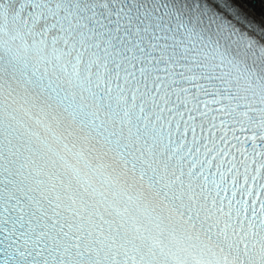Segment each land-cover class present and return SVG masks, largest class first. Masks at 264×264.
I'll return each mask as SVG.
<instances>
[{"label": "snow or ice", "instance_id": "obj_1", "mask_svg": "<svg viewBox=\"0 0 264 264\" xmlns=\"http://www.w3.org/2000/svg\"><path fill=\"white\" fill-rule=\"evenodd\" d=\"M0 264H264V17L0 0Z\"/></svg>", "mask_w": 264, "mask_h": 264}, {"label": "bare ground", "instance_id": "obj_2", "mask_svg": "<svg viewBox=\"0 0 264 264\" xmlns=\"http://www.w3.org/2000/svg\"><path fill=\"white\" fill-rule=\"evenodd\" d=\"M250 1V0H249ZM248 0H240V3H244L250 9L255 10L256 14L264 17V0H255V3H250Z\"/></svg>", "mask_w": 264, "mask_h": 264}, {"label": "rangeland", "instance_id": "obj_3", "mask_svg": "<svg viewBox=\"0 0 264 264\" xmlns=\"http://www.w3.org/2000/svg\"><path fill=\"white\" fill-rule=\"evenodd\" d=\"M248 1H249V0H248ZM249 2H251V0H250Z\"/></svg>", "mask_w": 264, "mask_h": 264}]
</instances>
